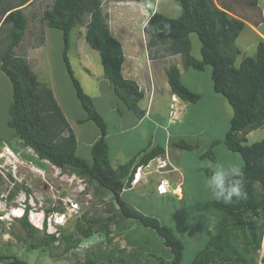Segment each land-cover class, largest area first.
<instances>
[{
    "label": "rangeland",
    "instance_id": "rangeland-1",
    "mask_svg": "<svg viewBox=\"0 0 264 264\" xmlns=\"http://www.w3.org/2000/svg\"><path fill=\"white\" fill-rule=\"evenodd\" d=\"M0 1L5 3L10 0ZM12 1L14 3L20 2V0ZM256 1L258 0H214L218 8L225 7L224 4L227 7L231 6L227 13L243 21L252 16L249 5H253ZM54 2L55 0H30L26 6L22 7L28 25L23 41L16 48L15 53L27 60L42 84L50 86L55 91L65 115L73 120L80 117L84 110L76 97L75 88L63 61V33L58 29L49 28L47 22L43 19L45 11L50 10ZM101 2L102 12L107 17L111 34L114 38L117 36L123 42L128 59L130 58L129 53L133 50L131 47L135 44L140 46L139 51L144 56L145 68L137 71V73L132 70L130 77L138 81L143 91H150L154 86L156 93H161L162 84L159 80L163 77L165 87L172 93L166 72L170 67L177 66L184 71L182 82L192 91L200 90L205 94L206 100L202 105L190 108L184 128H182L187 134L189 131L196 130L211 133L196 134L186 139L187 143L198 145L197 150L182 151L173 149L170 154L172 162H175L174 165L180 170L185 171L187 167H191L189 163H197L198 170L204 169L203 162L211 159H201V156L209 149L212 141L223 137L229 128V121L225 118L228 109L225 105L230 106L211 87L210 66H207L204 72L193 69L185 70L183 56L171 55L168 51L169 45L153 39L144 27L145 22L148 20L144 12L150 11L147 8L148 6L152 7L151 13L156 10V12L169 18H178L177 0H101ZM89 19V17H86L85 23L73 30L71 34L72 48L69 56L76 77L88 92L86 93L92 94L95 93L97 86H100L103 92L107 89L106 84L100 85L99 79L90 74L91 71L93 75L98 71L101 60L98 51L92 49L97 56L90 54L89 49L91 48L84 39ZM8 27L5 25L4 31L0 33V38L5 42L2 47L3 50L7 48L10 42L6 31ZM189 37L192 43V55L200 59L201 41L196 33H192ZM239 38L237 41H239ZM237 41L234 46L241 51L240 47L245 45V40L243 39L239 43ZM253 53L252 50L243 53L241 51L237 58V66L241 63L242 58L252 56ZM96 63L98 66L95 65ZM200 76L202 77L199 80L195 79ZM196 93L198 92L196 91ZM210 93L218 95L221 104L216 105L215 103L213 107L215 116L211 117V122L208 120L210 123L207 121H203L205 123L198 122L197 119L201 117V114H204L205 111L206 113L210 112L207 111L209 109L211 110ZM12 101V84L6 74L0 71V154L9 155L11 153V158L8 159L6 155V161L0 164V254L19 257L31 264H79L87 259L97 262H111V264H158V258L170 262L172 254L165 247L163 239L155 231L143 227L139 221L121 219V213L115 202H113V197L104 193L95 182L90 183L88 179L81 178L70 170H62L49 163L42 162L33 150L24 146L22 140L8 125L11 119L9 108ZM157 106L158 104H155L154 108H159L161 111L166 108V105ZM176 111V109H172L171 104L168 115L171 122H176V119H179V116L175 114ZM179 111L182 112L181 109ZM217 118H219V122L215 121ZM108 120L111 122L109 117ZM89 123L96 127L93 122ZM120 124L121 121L112 128L118 127ZM77 129H80V127L77 126ZM82 147H80V150ZM215 150L218 154L215 155L216 161L227 156L228 153L231 154L224 144L216 146ZM154 161L150 169L143 168L144 172L139 171V174H137L138 182L149 171H151V174L147 176L148 184L153 181L150 176L160 175L156 172L158 163L156 160ZM224 161L227 160L223 159L221 162L226 163ZM241 161L239 166H241ZM187 162L189 165H186ZM176 171L179 170L172 169L171 173H168L169 185L172 188L178 187V182H176L178 172ZM186 173L188 176L186 189L191 190V193L186 195L184 200H177L172 197L174 204H171L170 209L160 207L159 204L161 203L150 200L149 191L151 190L149 189L152 188L149 186L150 184H143L146 183L144 180L141 181L142 186L141 184L138 185L133 193L138 195V190L145 192L144 195L146 196L141 203H138L140 210H145L146 213L143 214L156 217L162 224L174 229L186 246L183 264H191V261L199 253L198 251H202L205 247L208 234L214 231L215 216L202 209V202L194 203L202 198L210 199V201L213 198H208L210 195L205 191V175L203 173L200 176L199 174L195 175L193 171H187ZM181 180L184 185V180L180 175L179 181ZM182 187L178 191L179 195ZM172 188L171 192L175 195L176 192H173L175 189ZM198 188L204 196L193 194L192 191H196ZM26 197L29 199V203L27 202L28 210L34 209L40 213L43 210L47 211L52 209L51 207H56L61 212L69 213L68 211H70L74 215L64 227L59 228L56 234L57 241L51 245L44 243L46 235L56 232L57 226L53 227V223L50 221L45 228L42 226V220L40 224H37V226L43 228L42 230L36 228L30 222L37 229L34 238H29L21 227L19 216L16 213L22 210V207H25ZM122 197L125 200V197ZM71 203L77 206L75 212L69 209ZM46 213H49V211ZM84 215L87 220L90 218L101 219V222L93 225L94 230L89 238L83 236L77 230V225L80 223L85 227L88 226L87 223L81 222ZM33 222L36 225L35 221ZM263 222V219H258L260 227L263 226ZM260 231L263 232L262 244L257 253L245 249L247 240L241 230L235 229L233 232L232 241L236 245L240 257L243 258L244 264H262L264 230L261 228ZM78 239H80L79 242Z\"/></svg>",
    "mask_w": 264,
    "mask_h": 264
},
{
    "label": "trees",
    "instance_id": "trees-1",
    "mask_svg": "<svg viewBox=\"0 0 264 264\" xmlns=\"http://www.w3.org/2000/svg\"><path fill=\"white\" fill-rule=\"evenodd\" d=\"M29 1H0V33L4 31L5 25L9 26L6 31L10 38L4 50L2 47L5 42L0 38V71L6 74L12 84L9 127L15 130L24 146L31 148L40 160L59 169L70 170L75 175L88 179L90 183L95 182L104 193L111 195L119 208L121 219L139 221L143 227L155 231L172 254L170 262L158 258V264H183L186 246L174 229L162 224L156 217L143 214L122 198L124 189L131 187L137 168L164 155L165 148L145 150L127 163L114 168L106 141L108 125L98 112L93 98L86 93L76 77L71 64V34L89 17L85 40L93 50L100 53L106 79L129 111L138 117L144 116L145 112L139 107L144 93L136 81L123 76V46L111 34L107 17L102 12L101 0H55L52 8L43 15L49 28L63 33V61L76 97L87 115L81 122H93L101 133L92 147L91 162L78 156L77 137L53 91L40 82L25 58L15 53V48L23 41L27 29L28 20L22 7ZM177 5L183 10L182 14L178 13V18L172 19L156 12L148 21L145 31L153 39L168 44L171 55H182L186 70L204 72L207 66L211 67L214 92L229 104L233 117L224 136L212 141L201 159L215 162L214 149L220 144L239 154L247 194L246 198L234 199L227 204L222 200L205 203V210L215 216L214 231L208 234L205 247L198 251L191 264H244L232 241L234 230H241L245 235V249L256 253L262 244L263 232L260 229L264 230V222L262 227L258 225V219L264 220V139L251 145L246 143L251 130L264 126V39L258 42L256 55L245 57L240 66H237L241 51L234 44L247 28L246 23L229 15L225 4V7L218 8L214 0H177ZM192 33H196L201 41V59L192 55L189 37ZM166 75L172 94L183 102L197 104L202 100L200 93L192 91L182 82L181 71L177 66L170 67ZM174 146L186 151L199 148L185 140L175 142ZM202 171L205 176L209 174L207 168ZM52 210L59 209L55 207ZM19 222L26 235L34 238L37 229L29 222L27 214ZM81 222L88 226L80 223L77 230L89 238L94 230L93 225L101 222V219L87 220L84 215ZM46 236L44 243L47 245L56 242L58 238L55 234ZM0 264L31 263L19 257L0 254ZM79 264L111 262L87 259Z\"/></svg>",
    "mask_w": 264,
    "mask_h": 264
},
{
    "label": "crops",
    "instance_id": "crops-1",
    "mask_svg": "<svg viewBox=\"0 0 264 264\" xmlns=\"http://www.w3.org/2000/svg\"><path fill=\"white\" fill-rule=\"evenodd\" d=\"M230 7L231 6H228V9H230ZM249 10H251L252 16L250 18H247V20H244L247 24V28L244 30V32L242 33V35L239 38V41H237V42L239 43L241 40L244 39L245 45L240 47L242 53L245 51H248V50H252L254 52L252 54V56L254 57L256 55V49H257L258 42L260 41V39H264V1L258 0L256 2H254L253 5H249ZM85 35H86V33H85ZM115 38L117 40H119L123 46V51H124V56H125V61H124V64L122 66L123 76L126 79L136 81L137 84L140 86V84L138 83V81L136 79L130 77V75L132 74V72H131L132 70H134V72L137 73V71L144 70V68H145L144 56H143L142 52L139 51L140 46L138 44H135L133 47H131V48H133V50H131V52L129 53L130 58L128 59V56L126 55V52L124 50L123 42L117 36ZM84 39H85V36H84ZM136 42H138V41H136ZM16 48H15V52H16ZM89 51H90V54H94V55L96 54V53H94V51H92V48L89 49ZM95 56H97V55H95ZM20 57H22V56H20ZM243 59L244 58H242V60ZM100 60H101V57H100ZM240 62H242V61H240ZM237 64H238V61H237ZM240 64H239V66H240ZM95 65H97V63ZM179 69L181 70V75L183 76L184 71L182 70L181 67ZM97 73H98V75H97ZM90 74L99 79L100 85L106 84L107 90L105 92L102 91L100 86H97L96 87L97 91L95 90V93H92L89 95L93 98L94 104H95L98 112L101 114V116L104 118L105 122L108 125L109 134L106 137V141H107V144L109 147L110 159H111V163H112L113 167L117 168L118 166L127 163L128 161H130L134 157L139 156L145 150L150 151L151 149L156 148V147H163V148H165V154L160 156V157H162L163 159H167V161L169 162L170 169L168 167V170L169 171H171L172 169L179 170V171H176V172H178L177 178H176V182H178L177 183L178 189L171 187L172 189H175V190H173V192H176L175 195L171 191L166 195H160L157 192L158 185L163 180L167 181L168 172H169L168 171V172H164V175H158L157 174V175L150 176V178H153L152 183H149L150 185L148 184L149 181L147 178V176L149 174L145 175L137 183H136V181H134V183L131 185V187L128 188V190H126L127 188L124 189V191L122 193V196L125 197V201L128 204H130L131 206H133L135 209H137V210L139 209L140 212L146 213L145 210H140V207L138 206V203H141L142 199L146 196V195H144L145 192L142 190L141 191L138 190V192H139L138 195L133 193V190H135V188H138L137 186L141 184L142 180H144V182H146L143 184H148L152 188V189H149V190H151V191H149L150 196H151L150 200L161 203V204H159L160 207H168L170 209L171 204H174L172 197L176 198L177 200L186 199V195H189L191 193V190L189 191L186 189L187 177H188L186 172L187 171L188 172L193 171L195 173V175L199 174V176H200L201 173L204 174V172L202 171L203 169L198 170V164L197 163L196 164L189 163L191 165V167H187V169L185 171L180 170L179 168H177L174 165L175 162H172L170 154L173 151V149L186 151V150L180 149L178 147H175L174 146L175 142H178L180 140L186 141V139H189V137H192V135L193 136H195L196 134L205 135L207 133L208 134L211 133L208 131L196 130V131H189L187 134V132L183 129L184 128L183 126L186 122L188 114L191 110L190 108H195L197 106L202 105V103L205 102V100H206L205 94H203L200 90H196L198 93L203 94L202 100L199 103L191 105V104H188V103H185L182 101L181 104H178L177 107H179L182 112L178 111L177 116H179V119H176V122H171V119L168 115H169V111H170V105L172 104L171 98H172L173 94L170 93L169 89H167L165 87V79L162 77V78H160L161 80H159V82L162 84L161 93L157 94L156 90L154 89V86H152V89H150V91H146V92L143 91V89L140 87V89L144 93V99L140 102L139 107L142 111L145 112V114L143 117H138L135 113L129 111L122 103H120V100L118 99V97L114 93V90H113L111 84L109 83V81L104 76V69H103L102 63L100 66H98V71L96 73H94V75H93L92 71ZM201 77L202 76L196 77L195 79L199 80V78H201ZM161 84H158V85L160 86ZM48 87L53 91L57 102L61 106L60 101H59L55 91L50 86H48ZM211 87H213V82H212ZM215 103H216V105L221 104L219 97L215 93H210L211 110L209 109L207 111H210V112L206 113V111H205L204 114H201V117L197 119L198 122L199 121H201V122H203V121L209 122L210 121L211 122V117L215 116V111L213 109ZM155 104H158L157 107H159L160 105H162V106L166 105V108L162 109V111L159 108L155 109L154 108ZM225 106L228 109V113L225 115V118L230 123V120L233 117V110L231 107H227V105H225ZM66 117L69 121L71 128L73 129V131L75 132L76 137H77V141H78L77 154H78V156L87 160L88 162H91L92 161V147L95 144V142L101 136L100 130L98 129V127H94L89 122H81L87 118V115L84 111H83V114L76 119L72 120V119L68 118L67 115H66ZM108 117L111 119V122L108 120ZM120 121H121L120 126L112 128V126L117 125ZM215 121L219 122V118H217ZM203 123H205V122H203ZM77 126L80 127V129H77ZM220 138H222V137H220ZM263 139H264V126L262 128L256 129V130H251L247 135V142L246 143L248 145H251V144L259 142ZM80 147H82L81 150H80ZM214 151H215V154L218 155L217 151L215 149H214ZM229 152H231V151H229ZM236 154L237 153H233V152H231V154L228 153L227 156L220 158L219 162H221L223 159H225V160H227V161H224V162H226L225 164H234V165L238 164L237 166H239L241 158L239 157V155H236ZM189 164L187 162L186 165H189ZM241 165H242V161H241ZM239 167L241 168V166H239ZM141 171L144 172V169H142ZM138 172H139V170H138ZM180 175L182 176V179L184 180V185H183L182 180L179 181ZM134 178L137 179V175H135ZM154 178H155V180H154ZM141 186H142V184H141ZM181 187H182V191H181V194L179 195L178 191L181 190ZM205 191L207 193H209V195H210V197H208V198H212L211 193L207 189ZM192 192H193V194H196L199 196H204L202 194V192L199 190V188H198V190L192 191ZM126 197L128 198L130 203L128 202V200H126L127 199ZM213 200H216V199L212 198L211 201H213ZM209 201H210V199L207 200L205 198L204 199L202 198V199H199L198 201H196L194 203L202 202V209H205L204 205H205V203H207ZM203 212H205V211H203ZM153 213H155V212H153Z\"/></svg>",
    "mask_w": 264,
    "mask_h": 264
},
{
    "label": "clouds",
    "instance_id": "clouds-1",
    "mask_svg": "<svg viewBox=\"0 0 264 264\" xmlns=\"http://www.w3.org/2000/svg\"><path fill=\"white\" fill-rule=\"evenodd\" d=\"M151 11H152V8L149 11L150 15H146L148 20L145 22L146 24L144 25V27L147 26L148 21L150 20V18L156 13V10H153L154 14L152 15ZM182 11H183L182 8L179 5H177V12L182 14ZM171 99H172V109L173 110H175V109L177 110L175 112V114L177 115L178 111L180 110V108L177 107V106H178V104L182 103V100L179 99L176 95H172ZM27 148H29V147H27ZM29 149H31V148H29ZM159 158L161 160L166 161V165L163 168H160L159 171H156V172L160 173V175H164V172H168L169 171L168 167L170 165L168 164L169 162L166 159H163L162 157H157L154 160L159 159ZM153 161H150L149 163H151ZM42 162L49 163L47 161H42ZM20 165H22V164H20ZM147 165L138 167L137 170H136L137 173H135V175L139 174L138 170L141 171L143 168H146ZM202 166L209 170V174L204 177V187H205V189H207L211 193V196L214 199H216L217 201H221L222 200L224 203L227 204V203L233 202L234 199L235 200H240V199L246 198L247 194H246V192L244 190L245 176H244V173H243L242 169L239 166L234 165V164H225V163H222V162H219V161H215L214 162L212 160L204 161ZM169 172H171V171H169ZM140 174L143 176L142 173H140ZM148 174H151V173H148ZM148 174L146 173V175H148ZM142 176H141V178H142ZM133 181H136V183L138 182L136 178ZM162 182L166 183L167 189H168L166 194H168L171 191V187L169 185V180L168 179H167V181L163 180ZM158 194H159V192H158ZM166 194H164V195H166ZM28 201H29V199L26 197V200L24 201L25 207L21 208L23 210V214H22L21 217H19V219H22L27 214L29 222H31L35 226V224L31 220L30 216L32 214H34V212L36 214H42L43 213L42 214L43 215L42 226L45 228L47 226V224L49 223V221L51 223H53L52 224L53 227L57 226L56 232L53 233L55 235L59 231V228L64 227L69 222V220L72 218V216L74 217V215L71 214L72 212H70V211H68V212L71 215L69 213H67V212H61L59 210L58 211H54L52 209L47 210V211H49V213H46L47 212L46 210L45 211L41 210L42 212H40V213H38V210H34V209H30L31 210L30 211V210H28V204H27ZM72 206H73V204L71 203V207L69 209L71 211L75 212V210H72ZM51 208H54V207H51ZM28 211H30L29 213L30 214L32 213V214L30 215L28 213ZM40 228L41 227H39L38 229H40ZM42 229L43 228H41L40 230H42Z\"/></svg>",
    "mask_w": 264,
    "mask_h": 264
},
{
    "label": "built area",
    "instance_id": "built-area-1",
    "mask_svg": "<svg viewBox=\"0 0 264 264\" xmlns=\"http://www.w3.org/2000/svg\"><path fill=\"white\" fill-rule=\"evenodd\" d=\"M148 8V10H151V8H150V6H148L147 7ZM144 14L145 15H150V12H144ZM154 14V11L152 12V15ZM146 24V23H145ZM155 161H153V162H151V163H149L147 166H146V168L147 169H150L151 167H152V164L154 163ZM156 162L158 163V165H157V171H159V169L160 168H163L165 165H166V161H164V160H161L160 158L159 159H156ZM151 171H149V172H147V174L148 173H150ZM167 185H166V183L165 182H162L159 186H158V188H157V191L159 192V194L160 195H164V194H166L167 193ZM76 205L74 204L73 206H72V210H75L76 208H77V206L75 207Z\"/></svg>",
    "mask_w": 264,
    "mask_h": 264
},
{
    "label": "bare ground",
    "instance_id": "bare-ground-1",
    "mask_svg": "<svg viewBox=\"0 0 264 264\" xmlns=\"http://www.w3.org/2000/svg\"><path fill=\"white\" fill-rule=\"evenodd\" d=\"M7 148V147H6ZM10 150V149H9ZM4 152V151H3ZM1 153V152H0ZM6 153H7V151H6ZM11 154V153H10ZM10 154L8 155V154H4V155H2V154H0V164L3 162H5L6 161V157L8 156V159H10L11 157H10ZM7 155V156H6ZM16 157V156H15ZM18 163V162H17ZM140 177V175L138 176V178ZM17 216H22V210H19L17 213ZM42 217H43V215L42 214H36L35 212H34V214H32V216H31V218H32V220L33 221H35V223H36V227L37 228H39V226H37V224H40V222H41V220H42ZM3 219V218H2ZM32 221V222H33ZM34 223V222H33ZM264 252V251H263Z\"/></svg>",
    "mask_w": 264,
    "mask_h": 264
}]
</instances>
